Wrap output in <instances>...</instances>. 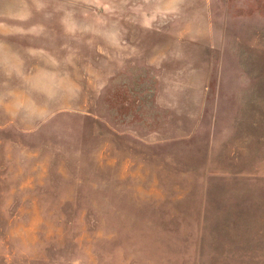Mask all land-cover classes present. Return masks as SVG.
Segmentation results:
<instances>
[{"label":"rangeland","instance_id":"rangeland-1","mask_svg":"<svg viewBox=\"0 0 264 264\" xmlns=\"http://www.w3.org/2000/svg\"><path fill=\"white\" fill-rule=\"evenodd\" d=\"M23 7L0 264H264V0Z\"/></svg>","mask_w":264,"mask_h":264},{"label":"clouds","instance_id":"clouds-1","mask_svg":"<svg viewBox=\"0 0 264 264\" xmlns=\"http://www.w3.org/2000/svg\"><path fill=\"white\" fill-rule=\"evenodd\" d=\"M25 2L26 0H0V30L11 28L12 31H23L20 25L28 20L30 15L23 7ZM173 2L178 3L179 0H173ZM155 18V15H150L145 19L144 26L150 27V21Z\"/></svg>","mask_w":264,"mask_h":264}]
</instances>
